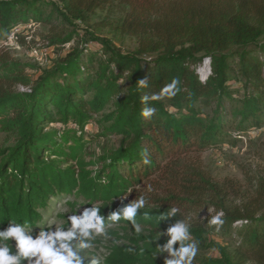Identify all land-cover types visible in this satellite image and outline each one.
<instances>
[{
    "label": "trees",
    "instance_id": "obj_1",
    "mask_svg": "<svg viewBox=\"0 0 264 264\" xmlns=\"http://www.w3.org/2000/svg\"><path fill=\"white\" fill-rule=\"evenodd\" d=\"M112 6L123 9L113 30L134 39V51L81 27ZM31 23L49 27L48 48L75 46L36 78L27 75L35 68L0 48V133L16 137L13 147L0 148V230L25 221L34 230L53 202H82L101 210L106 227L133 235L132 246H114L102 264H164L167 255H156V247L176 220L189 225L198 244L212 234L228 241L210 243L217 256L199 264H264V176L248 178V190L230 201L200 162L180 161L223 142L237 146L264 127V0H0V42ZM173 79L175 95L141 103ZM144 107L155 114L142 116ZM94 123L100 137L123 138L95 175L84 158ZM145 150L150 164L143 163ZM140 186L159 207L139 210L137 234L127 220L107 218ZM157 192L165 196L157 199ZM172 207L177 215L160 221ZM209 210L223 211L222 225L190 219ZM6 243L15 251L14 241Z\"/></svg>",
    "mask_w": 264,
    "mask_h": 264
},
{
    "label": "rangeland",
    "instance_id": "obj_2",
    "mask_svg": "<svg viewBox=\"0 0 264 264\" xmlns=\"http://www.w3.org/2000/svg\"><path fill=\"white\" fill-rule=\"evenodd\" d=\"M122 17L123 9L112 6L98 10L95 16L81 27L95 33L98 37L112 39L121 51L131 52L136 49L135 40L117 35L113 30L114 25ZM20 29L22 30L19 39H23L26 45L14 43V46L11 47V54L15 60L35 68V70H27V75L32 78H36L44 70H49L60 55H64L75 46L71 44L63 49L48 48L44 40L49 31L48 26L31 23L21 25ZM47 129L52 130L55 127L48 126ZM100 135V127L94 123L89 126L84 136V142L87 143L84 158L85 162L90 165L87 170L93 175L102 172L104 164L101 159L106 154L119 149L123 139L119 136L105 138L100 137ZM15 142V135L0 133V148H11L15 145ZM180 161L187 166H195L200 162L203 170L209 174L213 182L230 193L229 200L235 201L236 195H234V192L240 191L243 194L248 190V178L254 175L264 176V127L248 132L237 146H232L229 142H223L216 147L208 148L204 152H192L187 157L181 158ZM142 186L136 187L135 192L125 196L123 198L125 200L116 201L115 207L120 208L143 196L146 204L142 209H157L159 204L152 200L153 197L149 193V188L142 189ZM156 194L158 195L157 199H162L165 196L163 192H157ZM71 200L74 201L75 199L71 198ZM65 204V201H57L49 206L43 223L33 230L34 236L40 229L54 228L55 226L67 227V218L74 213L81 214L86 208L82 202H79L75 208ZM216 214L215 210L194 212L191 214L190 219L204 223ZM105 230L107 235L95 237L93 248L82 251L81 254L85 256L86 260L95 257L98 259L99 264H102L114 246H132V242L129 240L133 237L131 231L124 230L123 227L117 224L110 225ZM167 237V235H163L160 239H166ZM189 242L196 241L191 240ZM227 242L225 238L213 234L208 236L206 243L198 244L196 242L198 251L192 264H199L205 258L217 256L216 250L208 247L210 243L222 246ZM166 255L168 256L167 253Z\"/></svg>",
    "mask_w": 264,
    "mask_h": 264
},
{
    "label": "clouds",
    "instance_id": "obj_3",
    "mask_svg": "<svg viewBox=\"0 0 264 264\" xmlns=\"http://www.w3.org/2000/svg\"><path fill=\"white\" fill-rule=\"evenodd\" d=\"M178 84L179 80L173 79L170 84H165L158 93L142 96L141 103L147 105L150 100H156L163 95H175L178 91ZM138 85L142 88L147 87L148 80H141ZM155 112L156 109L153 107H144L141 115L149 118ZM141 155L144 164L151 163L146 150ZM120 200L125 199L120 198ZM145 204L146 200L143 196L136 198L131 203L111 212L107 220L113 223L119 222L121 219L127 220L131 223L134 231L141 234L142 227L136 222L135 217L139 210L145 207ZM178 211V208L172 207L161 213L159 220L173 218ZM223 215V211L217 212L210 218L209 223L222 225L224 221L221 217ZM143 216L145 219L150 218L147 212L143 213ZM67 221V227L55 226L54 228L40 229L35 236L33 228L27 221L23 224L10 222L6 229L0 230V264H99L95 257L86 260L81 253L83 250L93 248L95 237L107 235L106 219L101 215V210L92 204V207L84 208L81 214L70 215ZM163 235H167L169 239L163 245L156 247V255L168 254L164 264H192L198 247L196 242H189L191 241L189 225L184 220H176L166 233L161 232L159 239ZM9 241L15 242V251H13V244L12 247H9V244L6 243ZM177 244H179L178 249L174 247ZM130 251L132 250L130 249Z\"/></svg>",
    "mask_w": 264,
    "mask_h": 264
},
{
    "label": "built area",
    "instance_id": "obj_4",
    "mask_svg": "<svg viewBox=\"0 0 264 264\" xmlns=\"http://www.w3.org/2000/svg\"><path fill=\"white\" fill-rule=\"evenodd\" d=\"M21 25H19L15 31L9 36V38L6 41L0 42V48H6L11 50V47L14 46V43L19 44V34L21 33ZM20 90H24L23 88H20Z\"/></svg>",
    "mask_w": 264,
    "mask_h": 264
}]
</instances>
